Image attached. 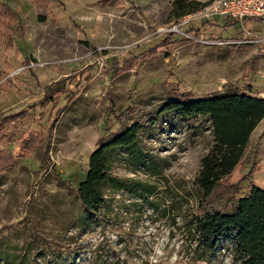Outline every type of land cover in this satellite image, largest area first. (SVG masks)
<instances>
[{"label":"rangeland","instance_id":"obj_1","mask_svg":"<svg viewBox=\"0 0 264 264\" xmlns=\"http://www.w3.org/2000/svg\"><path fill=\"white\" fill-rule=\"evenodd\" d=\"M174 1L0 0V151L12 155L0 154V264H232L227 239L197 257L194 217L232 212L239 183L237 198L264 188V120L206 200L197 179L215 145L210 121L159 112L226 85L264 97V19L190 22L177 28L179 40L144 53L182 19ZM140 54L112 74L114 58ZM51 85L57 101L41 105ZM150 118L135 152L108 154L110 174L128 187L106 183V219L91 216L69 181L84 180L97 149ZM38 241L62 253L35 254Z\"/></svg>","mask_w":264,"mask_h":264},{"label":"trees","instance_id":"obj_2","mask_svg":"<svg viewBox=\"0 0 264 264\" xmlns=\"http://www.w3.org/2000/svg\"><path fill=\"white\" fill-rule=\"evenodd\" d=\"M211 1L201 3L197 0H175L173 12L177 18H183L197 12ZM8 10L11 14L15 13L10 7ZM7 15L11 16L8 12ZM236 24L238 23L235 22ZM233 25L230 26L228 22L226 23L228 28ZM179 38V33L170 32L164 42L157 45L156 49H150L144 53L156 54L161 48L179 40ZM143 54L131 55L122 61L119 58H114L112 74L115 75L116 72L120 74L130 70V66H134V62L138 61ZM89 69L94 70L95 67H88L85 70ZM77 77L75 75L69 76L67 80L76 81ZM65 83L66 81H63L54 85L65 86ZM54 85L48 89L50 92L46 97L47 99L41 105L57 101L52 96ZM58 91L63 92L64 90ZM251 94V87L247 88V92L244 93L239 92L235 85H226L223 92L214 96L194 101H189L187 97H184L183 101L169 103L159 112L160 115L173 114L186 121L194 118L210 121L215 145L210 153L203 158L197 179L206 200L212 196L215 188L230 176L239 165L252 134L264 120V97H254ZM74 96H78V89L71 92V98ZM154 122L155 120L152 118L144 123L138 122L107 144L102 145L90 157L86 178L79 181L78 184L69 181L72 188L76 189L80 203L91 216L106 219V215L102 214L107 202L103 188L106 183L110 184L117 192L128 187L126 182L110 174L107 166L108 154L119 148L128 152H135L139 144V133L144 128L152 126ZM34 135L30 137L31 143L26 145V148L35 142L33 140ZM0 154L1 157L7 156L6 158L12 159V155L5 150L0 151ZM137 186H135L136 189L142 187V185ZM239 191L240 183L235 189V207L232 212L203 211L202 207L201 213L195 215L193 223L197 244L195 254L198 258L204 259L214 256L220 243L227 239L231 243L232 264H264V188L252 184L247 194L237 198ZM149 193H151L150 190L147 195ZM205 204L206 202L202 206ZM36 243L38 246L35 254H45L46 252L53 254L55 251L57 254H61L63 250V247L60 246L49 244L47 248H44L42 247L44 244L40 241ZM32 249L34 250L35 247Z\"/></svg>","mask_w":264,"mask_h":264},{"label":"built area","instance_id":"obj_3","mask_svg":"<svg viewBox=\"0 0 264 264\" xmlns=\"http://www.w3.org/2000/svg\"><path fill=\"white\" fill-rule=\"evenodd\" d=\"M215 18L244 23L249 19H264V0H212L206 6L179 20L178 27L184 28L190 22H211Z\"/></svg>","mask_w":264,"mask_h":264}]
</instances>
